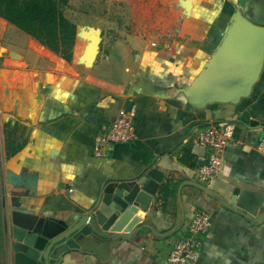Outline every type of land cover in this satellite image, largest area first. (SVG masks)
Returning a JSON list of instances; mask_svg holds the SVG:
<instances>
[{
    "label": "crops",
    "instance_id": "1",
    "mask_svg": "<svg viewBox=\"0 0 264 264\" xmlns=\"http://www.w3.org/2000/svg\"><path fill=\"white\" fill-rule=\"evenodd\" d=\"M189 1L176 36L114 52L123 70L108 80L63 75L53 80L73 85L61 87L47 75L35 83L37 117L3 125L0 264H15L14 243L40 219L71 228L87 215L93 232L55 264H163L200 210L211 228L198 264H264V66L249 97L211 102L212 72L241 0ZM121 110L134 113V139L97 157ZM210 125L233 128L221 169L205 186L212 195L192 185L208 158L195 139ZM121 183L140 189L126 208L110 191Z\"/></svg>",
    "mask_w": 264,
    "mask_h": 264
},
{
    "label": "rangeland",
    "instance_id": "2",
    "mask_svg": "<svg viewBox=\"0 0 264 264\" xmlns=\"http://www.w3.org/2000/svg\"><path fill=\"white\" fill-rule=\"evenodd\" d=\"M252 1H240L244 6H240L238 12L244 15L245 10L249 11ZM188 2L70 0L64 12L77 25L71 63L63 62L61 57L53 55L33 38L0 19V164L5 141L3 125L15 117L29 120L39 113H35V108L39 109L41 104L39 94L35 92V83L44 82L49 74L51 78L48 81L53 85L71 82L68 79L53 80L63 75L74 78L93 76L104 80L116 76L123 69L117 65L114 59L117 54L114 52L125 55L130 52L128 45L135 50L138 43L156 42L159 38L170 39L176 36L188 9ZM93 31H97L100 36L98 43L95 42ZM96 50L99 51L97 56ZM5 197V189L0 186V218Z\"/></svg>",
    "mask_w": 264,
    "mask_h": 264
},
{
    "label": "water",
    "instance_id": "3",
    "mask_svg": "<svg viewBox=\"0 0 264 264\" xmlns=\"http://www.w3.org/2000/svg\"><path fill=\"white\" fill-rule=\"evenodd\" d=\"M259 4L264 7V0ZM241 6H244L243 3ZM232 22V27L226 35L228 39L220 50L221 61L212 72L215 76L211 80V86L215 90L210 89L206 94L211 102L237 104L242 97H249L264 66V28L241 17L239 12ZM93 34L95 42L98 43L100 36L97 31H93ZM97 53L98 50L95 52L96 56ZM192 185L209 195L213 194L205 186L198 183ZM139 190L137 184L126 183L110 188L113 200L119 208H126L132 204ZM101 198L102 194L95 209L100 204ZM92 232L89 215L71 228L62 221L40 219L32 233L25 236L23 242L14 243L15 264H55L63 254L79 248L77 240L81 235L89 236Z\"/></svg>",
    "mask_w": 264,
    "mask_h": 264
},
{
    "label": "built area",
    "instance_id": "4",
    "mask_svg": "<svg viewBox=\"0 0 264 264\" xmlns=\"http://www.w3.org/2000/svg\"><path fill=\"white\" fill-rule=\"evenodd\" d=\"M134 113L125 110L102 134L101 143L95 147V155L104 157L109 149L117 144H126L134 139ZM233 140V128L215 125L198 131L195 143L208 151L205 164L194 173V182L208 186L218 175L227 146ZM264 148V142L261 144ZM211 228V215L200 210L194 214L186 227L173 239L171 250L163 264H198L203 250L204 240Z\"/></svg>",
    "mask_w": 264,
    "mask_h": 264
},
{
    "label": "trees",
    "instance_id": "5",
    "mask_svg": "<svg viewBox=\"0 0 264 264\" xmlns=\"http://www.w3.org/2000/svg\"><path fill=\"white\" fill-rule=\"evenodd\" d=\"M69 2L70 0H0V18L33 38L42 48L71 63L77 25L65 15L64 9L69 6ZM7 147L11 149V142Z\"/></svg>",
    "mask_w": 264,
    "mask_h": 264
},
{
    "label": "flooded vegetation",
    "instance_id": "6",
    "mask_svg": "<svg viewBox=\"0 0 264 264\" xmlns=\"http://www.w3.org/2000/svg\"><path fill=\"white\" fill-rule=\"evenodd\" d=\"M261 0H253L251 2V7H249V11L245 10V14L243 15V18L247 19L252 24H255L258 27L264 28V13L263 9L259 2ZM227 49V48H226Z\"/></svg>",
    "mask_w": 264,
    "mask_h": 264
},
{
    "label": "bare ground",
    "instance_id": "7",
    "mask_svg": "<svg viewBox=\"0 0 264 264\" xmlns=\"http://www.w3.org/2000/svg\"><path fill=\"white\" fill-rule=\"evenodd\" d=\"M68 81H70V80H68ZM60 83H61V82H60ZM72 83H73V82H70V83H69V82H66V83H62V84H60V86H61V87H67V86H68V87H72V86H70V85H73ZM63 89H64V88H63Z\"/></svg>",
    "mask_w": 264,
    "mask_h": 264
}]
</instances>
